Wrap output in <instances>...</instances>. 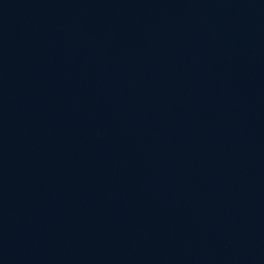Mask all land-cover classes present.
<instances>
[{
  "label": "water",
  "instance_id": "1",
  "mask_svg": "<svg viewBox=\"0 0 264 264\" xmlns=\"http://www.w3.org/2000/svg\"><path fill=\"white\" fill-rule=\"evenodd\" d=\"M0 264H264V0H0Z\"/></svg>",
  "mask_w": 264,
  "mask_h": 264
}]
</instances>
